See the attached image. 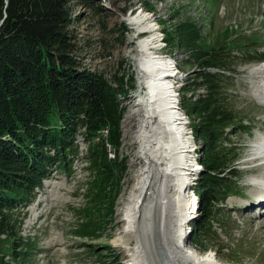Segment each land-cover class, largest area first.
Masks as SVG:
<instances>
[{"label":"rangeland","instance_id":"374dc122","mask_svg":"<svg viewBox=\"0 0 264 264\" xmlns=\"http://www.w3.org/2000/svg\"><path fill=\"white\" fill-rule=\"evenodd\" d=\"M86 1L93 5L86 6L77 1H72L70 5L72 23L69 31L76 44L75 57L79 65L90 72L103 75L114 88L117 86L115 77L124 76V87L133 84L128 97L119 98L125 111L120 121L118 153L120 157L127 159L126 170L114 199L111 195L110 199H103L100 205H94L92 200L95 196L90 195L95 192L92 184L96 175L85 160L87 145L78 137V155L71 159L70 170H52L50 176L43 179L41 186L35 189L26 207L19 209V215L14 211V216H19L22 222L16 240L3 242L4 237H1L0 264H126L127 255L134 243L126 250L118 248L114 243L122 228L119 210L132 176L142 165L148 166L144 155L139 153V144L135 138L138 122L126 119L133 104L130 96L137 95L139 89V71L133 50L140 41L147 40L154 34L160 40L155 48H162L158 53L161 56H158L169 65L175 60V65L180 69L181 79L174 81V88L172 81L168 85L173 91L174 99H178L177 110L181 114L190 113L195 102L209 95L207 87L212 84L215 86L211 90L212 101L222 107L225 117L233 118V122L223 130L224 135L217 145L218 151H221L220 147L225 151L221 160L227 159L226 162H229L233 159V163L228 164V167L231 166L230 170L219 175L226 179L227 190L224 195H220V202L214 208L210 223L212 228L201 235V232L192 228L196 222L205 220L197 208L196 215L182 230L187 233L189 244L196 250L212 255L222 264H264V209L254 206L244 210L240 205L244 204L240 198L245 197L251 204V197L257 190L253 183L263 172L261 168L253 170L251 164H247L249 157H252L250 142L258 133H264V105L255 101L251 93L255 89H252L253 86L260 80L253 84L248 79L247 71L251 66L264 61V0ZM140 15L147 16V22H140ZM146 23L157 30L151 35L145 34L133 40L132 37ZM189 26L194 27L196 35L188 32L190 38L194 36V40L190 47L185 48L180 39L187 35L186 28ZM211 52L217 54L214 61L216 64L202 66L200 56ZM205 73L215 78L214 84L201 78ZM192 81V91L183 92L186 87L183 85ZM199 117L201 116L190 117L187 124L191 120L198 121ZM185 127L187 131L184 132L183 139L173 135V139L168 141L173 140L178 144L176 146L182 145V141L187 143L184 151H192L191 159L187 153L179 154L180 165H184L187 160L192 163L193 169L199 170L190 177L186 193L168 194L167 183L173 182V179L166 177L167 171L172 172L166 165L159 167L164 176L156 174L151 177V183L161 187L160 193L164 197L171 196L175 210L181 209L188 197L193 199L196 182L202 171L198 160V146L202 142L195 140L197 149L194 156L191 127L186 124ZM102 136H106V130L102 132ZM107 152L113 158L108 146ZM149 167L150 170L156 169ZM173 177L175 178V173ZM260 190L262 193L264 188ZM260 190H257L258 194ZM162 208L166 219L163 217L160 225L166 229L168 226L174 228L170 223H177L178 218L173 215L174 220H169L164 206ZM92 230H97L95 236L89 234ZM19 246V252L13 257L12 250L18 251ZM150 259L152 262L153 257Z\"/></svg>","mask_w":264,"mask_h":264},{"label":"trees","instance_id":"16d2710c","mask_svg":"<svg viewBox=\"0 0 264 264\" xmlns=\"http://www.w3.org/2000/svg\"><path fill=\"white\" fill-rule=\"evenodd\" d=\"M72 1L93 5L86 0H7V4L0 0V21L6 16L0 26V241L4 237L3 242L17 239L22 220L14 216V211L19 215V209L26 207L41 181L52 170H70L71 159L78 155V137L87 145L85 160L96 175L92 184L95 192L90 195L95 196L94 205H100L111 195L114 199L126 170L127 159L118 153L120 121L125 111L119 98H127L133 84L124 87V76L115 77L114 88L103 75L79 65L76 44L69 31ZM186 30L187 35L180 39L185 48L194 40L188 32L196 35L193 26ZM216 55L211 52L200 56L201 65H215ZM201 78L212 83L215 79L206 73ZM192 83L183 85L186 86L183 92L191 90ZM213 88L210 84L209 95L195 102L190 113H185L191 118L201 116L190 122L194 140L202 142L198 146L202 171L195 190L199 212L207 221L192 226L201 232L199 235L212 228L214 208L227 190L226 179L219 175L230 170L228 164L233 163V159L221 160L224 148L217 150L223 130L233 118L225 117L222 107L212 101ZM107 146L113 158L108 156ZM96 232L92 230L89 234L95 236ZM20 247L18 251L12 250L13 257Z\"/></svg>","mask_w":264,"mask_h":264},{"label":"bare ground","instance_id":"6f19581e","mask_svg":"<svg viewBox=\"0 0 264 264\" xmlns=\"http://www.w3.org/2000/svg\"><path fill=\"white\" fill-rule=\"evenodd\" d=\"M139 19L140 22L144 23L148 20L145 15ZM152 26L148 23L144 24L143 28L139 30L140 35H135L132 39L135 40L145 34L151 35L157 30ZM150 30L152 32H149ZM157 37L156 34L151 35L147 40L140 41L138 46H134L133 50V56L139 71V80L137 79L139 89L137 95L133 96V94L131 97L133 104L128 110L126 119L138 122V131L135 138L139 144V153L141 156L144 155L148 166L142 165L131 178L130 186L122 201L123 205L119 210L122 228L118 231L114 243L122 250H126L131 243H134V247L129 250L130 254L127 255L126 264H222L210 254L200 255V253L193 252L191 244L188 242V235L182 230L184 225L188 224L190 219L196 215L194 210L196 200L188 197L187 200H183L185 203L182 204V208L175 210L173 200L170 199L171 196L164 197L160 193L161 187L159 188V185L156 186L151 183L153 175L164 176L162 168L159 167L166 165L172 171L171 173L167 171L166 177L173 179V182L167 183L168 194L178 192L185 194L188 190L190 177L194 176L198 170V168L197 170L193 169L194 166L192 163H188L187 160L184 165H180L179 154L187 153L191 159L190 154H192V151H184L187 148V143L185 144L182 141V145L176 146L178 144L173 140L168 141L173 139V135L180 136L183 139L184 132L187 131L185 127L186 116L185 113L181 114L177 110V107H179L177 106L178 99H174L173 91L168 86L171 81L173 86L175 81L174 77L176 75L173 71L176 68L175 60L169 65L166 60L153 52V48L160 41L157 40ZM262 62L256 66H251L247 71V76L252 83L260 80L256 86H253L254 83L252 84V89H255L251 93L255 101L264 105V61ZM261 135L264 139V133ZM193 151V155L196 156L195 150ZM250 151L252 157H249L247 164H251L253 170L261 168L263 171L253 183L259 191L264 188V142L260 141ZM194 164L197 167L195 160ZM149 166L156 169L150 170ZM257 190L256 195L254 194L251 197V204L250 201L247 202L246 197L240 198L244 204H240L242 208H237L245 210L257 206L264 209V191L261 193L260 190L258 194ZM259 200H261L260 203ZM248 203L249 206H246ZM162 206H164L169 220H174L173 215L178 218L177 223H173V221L170 223L174 228L168 226V229H166L160 225L162 218L165 216H163ZM232 209H234L233 206ZM146 246L149 247L150 252ZM150 257H153L152 262Z\"/></svg>","mask_w":264,"mask_h":264},{"label":"water","instance_id":"95a60500","mask_svg":"<svg viewBox=\"0 0 264 264\" xmlns=\"http://www.w3.org/2000/svg\"><path fill=\"white\" fill-rule=\"evenodd\" d=\"M5 4H7V0H5ZM6 16H4V18H5ZM4 18L0 21V26H1V24H2V22H3V20H4ZM130 97H132V95L130 96ZM129 97V98H130Z\"/></svg>","mask_w":264,"mask_h":264}]
</instances>
